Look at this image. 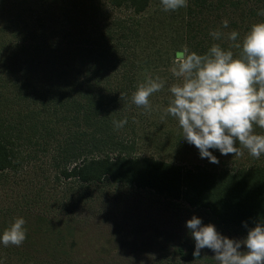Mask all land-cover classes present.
Listing matches in <instances>:
<instances>
[{"label": "trees", "instance_id": "obj_1", "mask_svg": "<svg viewBox=\"0 0 264 264\" xmlns=\"http://www.w3.org/2000/svg\"><path fill=\"white\" fill-rule=\"evenodd\" d=\"M154 1L0 0V181L44 174L13 205L0 206V234L16 218L26 221L20 247L0 244V264H74L69 235L79 213L96 207L104 215V206L135 197L178 217L181 206L194 209L219 229L264 224V154L210 149L219 160L211 163L182 139L173 117L161 119L177 81L161 74L158 58L173 60L183 46L197 54L214 43L229 49L227 34L239 31L217 29L215 17L213 31L224 36L214 40L202 13L216 3L188 0L171 11L180 20L163 50L157 44L165 39L146 15ZM146 75L165 81L149 98L151 112L131 102ZM125 118L115 130L113 121ZM146 146L156 155L138 151ZM155 241L152 264H216L203 250L194 257L186 234Z\"/></svg>", "mask_w": 264, "mask_h": 264}, {"label": "clouds", "instance_id": "obj_2", "mask_svg": "<svg viewBox=\"0 0 264 264\" xmlns=\"http://www.w3.org/2000/svg\"><path fill=\"white\" fill-rule=\"evenodd\" d=\"M160 5L165 12L176 11L186 8L188 0H160ZM228 25V20L222 21L223 28ZM209 35L220 40L224 33L214 30ZM238 37L233 30L226 36L229 49L214 43L204 54L183 46L175 52L169 69L177 82L168 88L171 98L161 119L173 117L182 139L214 164L219 160L210 149L233 156H242L246 150L254 159L264 154V134L256 132L264 130V22L253 23L239 42ZM164 87V80L146 75L132 92L131 102L151 112L149 98ZM126 124V118L113 121L115 130ZM25 223L24 218H16L0 234V244L20 247L26 240ZM186 227L195 242L194 257L207 248L217 264H264V224L248 229L243 240L222 236L214 225H202L196 216L186 221ZM241 246L246 251H240Z\"/></svg>", "mask_w": 264, "mask_h": 264}, {"label": "rangeland", "instance_id": "obj_3", "mask_svg": "<svg viewBox=\"0 0 264 264\" xmlns=\"http://www.w3.org/2000/svg\"><path fill=\"white\" fill-rule=\"evenodd\" d=\"M214 3H216V9H209L210 12H208L205 5L202 13V16L210 23L208 24L210 31H213L212 21L215 17L217 29L229 30L233 27L241 33V36L253 23L264 22V15H260V12L264 11V0H207V5ZM161 8L160 0H155L146 15H151L150 23L155 26L158 33H162V38L165 39L162 44L157 45L166 50L169 49L168 45H171L170 36L175 34V23L180 19L172 18L171 11L161 12ZM159 18L164 21L158 25ZM225 19L228 22L230 19L233 21L229 23L232 27L223 28L222 21ZM162 24L167 31L162 32L159 28ZM179 29L180 24H178ZM178 33H181V30ZM176 39L179 41L178 36ZM167 57L166 55L157 60L161 74L168 73L172 66L173 60ZM138 151L148 155L157 153L153 147L149 146ZM161 154L166 155L163 152ZM43 175L39 171L37 174L31 173L27 177L28 181L25 179L18 182L14 177H10L7 183L0 181V206L13 205L16 198L34 188V184H28V182L34 181L38 185L37 180L43 179ZM139 203L138 198L135 197L119 203L118 206L117 204L104 206L101 209L106 212L104 215L93 213L96 207L86 208L85 212L88 213H79L73 223V235H69L71 241L75 242L70 246L71 253L75 256L74 264H152L158 257L160 249L159 245L157 247L154 243L155 240L156 243L162 244V240L173 233H182L191 237L186 221L193 216L199 218L202 225L208 224L201 213L191 208L187 209L186 206H181L178 210L177 213L181 214L178 217L158 210L156 205L147 204V202L141 203L142 205ZM179 219L181 221H178ZM215 229L222 236L233 240H243L247 236V232L241 229ZM190 245L194 247L195 242L191 241ZM202 250L208 257L213 258L214 253L211 250L207 248ZM240 251H246V248L241 246ZM214 262L217 264L215 259ZM187 264L195 263L187 261ZM196 264L202 263L198 261Z\"/></svg>", "mask_w": 264, "mask_h": 264}]
</instances>
